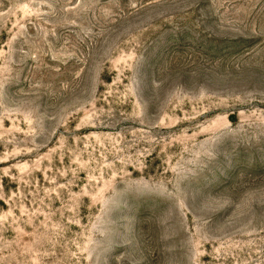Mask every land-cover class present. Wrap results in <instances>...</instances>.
Wrapping results in <instances>:
<instances>
[{
  "label": "rangeland",
  "instance_id": "obj_1",
  "mask_svg": "<svg viewBox=\"0 0 264 264\" xmlns=\"http://www.w3.org/2000/svg\"><path fill=\"white\" fill-rule=\"evenodd\" d=\"M0 264H264V0H0Z\"/></svg>",
  "mask_w": 264,
  "mask_h": 264
}]
</instances>
